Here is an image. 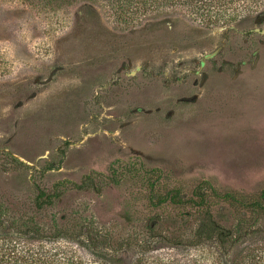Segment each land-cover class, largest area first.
Listing matches in <instances>:
<instances>
[{"label":"rangeland","instance_id":"1","mask_svg":"<svg viewBox=\"0 0 264 264\" xmlns=\"http://www.w3.org/2000/svg\"><path fill=\"white\" fill-rule=\"evenodd\" d=\"M257 29L264 3L236 30L183 16L124 30L88 2L0 0L3 227H39L32 249L84 264H232L237 251L264 264V214L249 207L264 192ZM40 190L59 197L42 211ZM170 192L187 204L159 203ZM200 194L235 233L229 259L193 246Z\"/></svg>","mask_w":264,"mask_h":264},{"label":"trees","instance_id":"2","mask_svg":"<svg viewBox=\"0 0 264 264\" xmlns=\"http://www.w3.org/2000/svg\"><path fill=\"white\" fill-rule=\"evenodd\" d=\"M264 0H22L30 8L55 11L57 9L72 6L82 2L98 5L106 18L116 27L130 30L149 20L183 16L191 21L207 28H222L224 30H236L238 25L249 17L257 15ZM258 9V10H257ZM91 177H87L90 179ZM156 197V196H155ZM153 197V199L155 198ZM56 195H50L43 190L39 191L36 198L38 210L54 204ZM225 200L234 199L235 196L227 193ZM171 202L175 205L187 204L183 196L176 192H170L159 198V203ZM193 207L201 213V220L195 231L196 244L193 246L204 247L209 245L218 255L229 259L236 251L235 233L224 227L216 220L211 206L203 194L199 195V201H192ZM259 213L264 214V192L261 201L255 200L249 204ZM0 221V264H84L72 258L55 257L52 253L32 249L28 239L42 236L39 227L26 226L21 228L15 223L3 227ZM65 237L66 233L59 235ZM90 237H92L90 235ZM47 238V237H45ZM94 239V237H92ZM237 238V237H236ZM48 239V238H47ZM96 240V239H94ZM29 241V242H27ZM250 256V257H249ZM245 257L244 251H237L232 259V264H262L256 257ZM97 260L99 264H124L122 258Z\"/></svg>","mask_w":264,"mask_h":264},{"label":"water","instance_id":"3","mask_svg":"<svg viewBox=\"0 0 264 264\" xmlns=\"http://www.w3.org/2000/svg\"><path fill=\"white\" fill-rule=\"evenodd\" d=\"M257 32L259 33H264V31H260L259 29L256 30ZM216 55V52L212 53V54H209V55H206L202 61L203 64H205V62L209 59H211L212 57H214ZM203 66V65H202Z\"/></svg>","mask_w":264,"mask_h":264}]
</instances>
